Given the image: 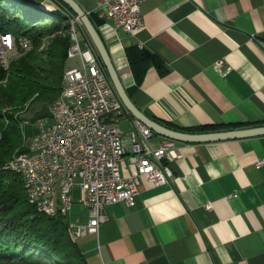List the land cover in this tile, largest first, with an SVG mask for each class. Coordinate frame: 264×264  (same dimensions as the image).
Segmentation results:
<instances>
[{
    "label": "crops",
    "instance_id": "1",
    "mask_svg": "<svg viewBox=\"0 0 264 264\" xmlns=\"http://www.w3.org/2000/svg\"><path fill=\"white\" fill-rule=\"evenodd\" d=\"M76 1L93 15L104 2ZM141 13L144 24L134 34L95 15L136 106L186 132L218 123L264 125L257 124L264 121V0H146ZM78 37L97 53L84 26ZM133 46L160 63L151 60L139 82L128 60ZM134 119L124 112L119 124L127 131ZM227 129L234 128L200 132ZM166 139L154 132L151 142ZM175 144L168 182L142 178L135 205H108L98 234L75 232L88 264H264V163L257 165L264 134ZM70 214L86 222L89 213L75 201Z\"/></svg>",
    "mask_w": 264,
    "mask_h": 264
},
{
    "label": "built area",
    "instance_id": "2",
    "mask_svg": "<svg viewBox=\"0 0 264 264\" xmlns=\"http://www.w3.org/2000/svg\"><path fill=\"white\" fill-rule=\"evenodd\" d=\"M144 1L104 0L96 13L101 19L112 21L115 27L134 34L144 24L141 13ZM75 16V39L67 53L69 58L78 57L80 66L66 69L67 108L53 110L58 121L41 115L38 126L42 139L35 140L32 148L9 163L27 170L32 196L39 200L42 193H49L51 199L54 186H49V176H56L59 163H66V202L62 203V213L63 208L71 211L75 201L88 210L86 222L72 219L73 229L82 237L99 233L101 224L108 219V205L120 201L135 205L142 178L156 185L168 182L173 175L168 162L176 144L169 138L155 146L151 142L155 131L136 118L127 131L120 126L119 119L127 112L126 107L97 53L91 46H81L78 37V21H81ZM14 41L0 33L4 55ZM46 124H54L53 138H46ZM263 163L264 159L257 165ZM211 207L208 202L206 208Z\"/></svg>",
    "mask_w": 264,
    "mask_h": 264
},
{
    "label": "trees",
    "instance_id": "3",
    "mask_svg": "<svg viewBox=\"0 0 264 264\" xmlns=\"http://www.w3.org/2000/svg\"><path fill=\"white\" fill-rule=\"evenodd\" d=\"M55 1L61 4L60 9L46 10L32 0H0V32H11L19 48L20 37L31 43L29 50L10 57L5 65L0 60V264H88L66 216L39 211L28 199L21 174L9 163L15 154L28 148L23 126L29 120L23 119L22 113L37 100L50 106L60 95L64 73L70 67L67 51L73 39L68 33L69 16L75 12L64 1ZM95 15L89 14L97 28L101 19ZM128 60L137 82L151 60L160 64L155 55L137 46L130 48ZM48 110L41 115H47ZM249 125L252 123L244 121L183 130L200 132Z\"/></svg>",
    "mask_w": 264,
    "mask_h": 264
},
{
    "label": "water",
    "instance_id": "4",
    "mask_svg": "<svg viewBox=\"0 0 264 264\" xmlns=\"http://www.w3.org/2000/svg\"><path fill=\"white\" fill-rule=\"evenodd\" d=\"M67 3L79 17L81 23L88 32L95 49L97 50L98 55L101 57L108 76L118 94L121 101L123 102L126 109L138 120L148 125L156 133L164 135L168 138L174 140H184V141H206V140H215V139H228L242 136H251L264 134V125H254L251 127H242L234 128L227 130H218L210 132H186L181 130H176L170 128L161 122L151 118L144 111H142L136 104L133 102L129 96L122 79L119 75V72L110 56V53L95 25L93 24L89 14L78 4L76 0H62ZM44 6V4H40Z\"/></svg>",
    "mask_w": 264,
    "mask_h": 264
},
{
    "label": "bare ground",
    "instance_id": "5",
    "mask_svg": "<svg viewBox=\"0 0 264 264\" xmlns=\"http://www.w3.org/2000/svg\"><path fill=\"white\" fill-rule=\"evenodd\" d=\"M69 20L71 22V36L73 40L75 39V22L76 16H69ZM1 36H9L15 39L13 42V47H9V50H14L16 47V38L11 32H0ZM19 42L23 45V48L26 49L29 47V40L27 38L20 39ZM26 47V48H25ZM7 55V54H5ZM4 55V46H0V60L3 65L7 63V57ZM67 77L66 71L64 73L63 81H62V90L58 98L49 106V111L47 115H44L45 119H49L51 121H58V114L54 109H65L67 108V100L64 96H67ZM41 123V117L38 118L37 124ZM37 132L34 135V138L31 140V144L28 148H32V145L35 143V140L42 139V131L41 127L38 126ZM55 135V126L54 124H46V138H53ZM22 153V152H21ZM21 153H17L13 156L19 157ZM12 158V159H13ZM10 166L13 170L20 173L23 181L24 186L27 192L28 199L32 202L36 208L44 213L47 214H55L57 212L68 216L70 215L71 211L70 208H63L62 213V203L66 202V194H65V185H66V163H59V167L56 169V176H49V186H54V189L51 190V199L49 193H42V198L39 200L32 196V182L31 179L28 177L27 170H21V168L17 167V164L10 163ZM50 206V207H49ZM72 229H73V221H71ZM73 232L77 233L76 229H73Z\"/></svg>",
    "mask_w": 264,
    "mask_h": 264
},
{
    "label": "rangeland",
    "instance_id": "6",
    "mask_svg": "<svg viewBox=\"0 0 264 264\" xmlns=\"http://www.w3.org/2000/svg\"><path fill=\"white\" fill-rule=\"evenodd\" d=\"M40 7L43 8V6H40ZM53 8L60 9L61 7L59 5H56ZM45 9L46 10H50L52 8H45ZM80 26H83V24L78 21V27H80ZM68 33H70V27H69ZM20 38L21 39H24L25 37L23 36V37H20ZM18 41H19V38H18ZM29 44H30L29 47L28 48L25 47L26 49H24L23 48V45H21V43H19V45L23 49V51L18 46H16L14 48V50H12V49L9 50L6 53L7 55H5L7 57V60H9V58L12 57V56L17 57V56L23 54L24 52H26L27 50H29L31 48L30 40H29ZM67 62H68V66H70V67L71 66H80V60H79L78 57L69 58ZM26 108H28V105H26L24 107V110ZM48 108H49V105L47 106V104H45L44 102H42L40 100H37V101L33 102L29 106V108L27 109V111H24L22 113L23 119H28L29 120V123L28 124H24V126H23V127H25V130H23V131H24V134H25V142H26V145L29 146L31 144V142H32L31 140L34 138L35 133L38 131L37 130V128H38L37 119H38L39 115H41L42 113L46 112ZM70 216H71V214L68 215V216H66V222L68 221L69 224H71V220H69L70 219Z\"/></svg>",
    "mask_w": 264,
    "mask_h": 264
}]
</instances>
